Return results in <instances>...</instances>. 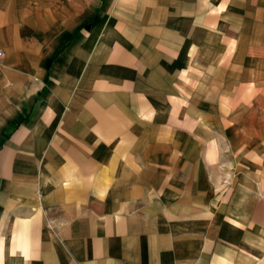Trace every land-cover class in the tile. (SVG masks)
Here are the masks:
<instances>
[{
	"label": "crops",
	"instance_id": "1",
	"mask_svg": "<svg viewBox=\"0 0 264 264\" xmlns=\"http://www.w3.org/2000/svg\"><path fill=\"white\" fill-rule=\"evenodd\" d=\"M204 6L0 0V264H264V0Z\"/></svg>",
	"mask_w": 264,
	"mask_h": 264
},
{
	"label": "rangeland",
	"instance_id": "2",
	"mask_svg": "<svg viewBox=\"0 0 264 264\" xmlns=\"http://www.w3.org/2000/svg\"><path fill=\"white\" fill-rule=\"evenodd\" d=\"M207 2H209V0H195L196 10L199 8V11H202L203 7L205 10H207L208 7L204 6V5H206ZM69 3H70V1H69ZM68 7H69V5H68ZM249 8L252 9L254 7L251 6ZM112 9L110 10L109 13H107L110 16L107 18V21L105 22V28L104 29H106L107 26L109 27L110 18L114 13H116L115 9L114 10H112ZM237 11H238V9L236 8V6H232V7L228 8V10H227L228 13H236ZM101 12L104 13L105 11L102 10ZM102 13H101V15H103ZM84 14L86 15V13H84ZM107 14H105V15H107ZM249 22L250 21L247 22V21H242V20L236 21L235 23H237V25H238L236 27L237 28L236 35L230 36L229 42H233V40H235L236 42H238L237 44H239L241 39H244V40L249 39V38H239L240 37L239 36V30L246 28L247 24ZM108 27H107V29H108ZM228 27L231 28L232 24L229 23ZM107 29L105 32H104V30H102V32L100 34V41L103 40L104 38H106V33H109V31H107ZM252 51H253V60H254L253 61V67L254 68L252 70L254 72L253 79L256 80L257 82H254V84H253V85L256 84V88H253L251 85L249 87V90L251 93H252V91L256 92L255 94L252 93L254 95L252 97V99L254 97H257V98L253 101H250V107H252L254 105L259 110H262V109H264V43L261 42L259 45H255L254 49H252ZM53 73L59 75V74H61V71L53 69ZM252 119H253L252 117L247 118L249 124H251ZM258 119L260 120L261 118H258ZM217 137H218V139L221 140V138H222V140H225V141H232L233 140V136L231 133L225 134L223 136L217 135Z\"/></svg>",
	"mask_w": 264,
	"mask_h": 264
}]
</instances>
